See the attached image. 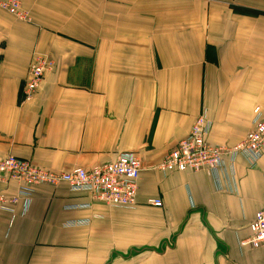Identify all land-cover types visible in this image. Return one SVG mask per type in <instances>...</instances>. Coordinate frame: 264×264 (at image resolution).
<instances>
[{
  "label": "crops",
  "instance_id": "1",
  "mask_svg": "<svg viewBox=\"0 0 264 264\" xmlns=\"http://www.w3.org/2000/svg\"><path fill=\"white\" fill-rule=\"evenodd\" d=\"M19 1L24 19L0 8V158L66 172L134 152L143 169L134 208L66 183L39 186L26 214L0 208V264H264V245L241 244L264 202V154L254 168L239 156L223 188L157 167L203 110L213 144L252 128L264 0ZM37 55L50 65L27 101Z\"/></svg>",
  "mask_w": 264,
  "mask_h": 264
},
{
  "label": "built area",
  "instance_id": "2",
  "mask_svg": "<svg viewBox=\"0 0 264 264\" xmlns=\"http://www.w3.org/2000/svg\"><path fill=\"white\" fill-rule=\"evenodd\" d=\"M0 8L19 18H26L19 0H0ZM49 65L46 57L35 56L24 88L25 100L33 99ZM253 115V126L245 138L230 146L213 144L208 140L212 122L207 111L203 110L196 117L189 134L158 164V170L165 176L175 171L206 172L214 178L219 188H223L224 182L231 184L235 181L239 156L246 157L249 166L254 168L264 154V109L255 107ZM142 169V160L134 152H121L106 163L92 168L75 167L66 172L45 169L29 159L9 154L0 158V208L15 214L16 206L22 203V213L26 214L39 186H57L61 183H66L71 192L88 193L93 201L110 207L134 208ZM13 184L17 189L11 193ZM149 204L161 207L163 201L154 198L149 200ZM85 222L88 220L73 224ZM250 230L251 236L241 244L253 248L264 245V202L251 221Z\"/></svg>",
  "mask_w": 264,
  "mask_h": 264
}]
</instances>
